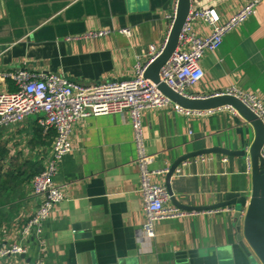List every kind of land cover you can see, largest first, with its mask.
<instances>
[{
    "label": "crops",
    "instance_id": "1",
    "mask_svg": "<svg viewBox=\"0 0 264 264\" xmlns=\"http://www.w3.org/2000/svg\"><path fill=\"white\" fill-rule=\"evenodd\" d=\"M193 1L212 8L220 21L244 5L242 0ZM174 2L0 0V71L25 69L86 84L129 80L135 66L145 64L149 47L159 50L164 45L169 28L166 16ZM123 29H129L130 36ZM194 30L200 36L210 34L202 22H196ZM96 31L106 33L86 36ZM200 66L204 76L187 89L189 95L210 96L235 87L256 95L264 105V0L224 36L215 53H204ZM5 85L14 91L10 81ZM140 120L145 154L151 158L148 169L160 172L153 181L165 189L168 185L178 204L212 207L227 194H239L248 205L253 167L246 158L257 128L244 114L219 111L185 117L171 110L148 109L140 113ZM53 138L54 131L43 130L35 116L0 127L3 172L21 183L42 171ZM69 143L72 150L60 161L54 177L64 200L43 224L44 264H260L238 243L237 206L163 220L156 224L153 238L141 237L140 176L128 112L76 121ZM211 149L244 153L189 158L166 180L178 158ZM39 201L31 194L30 180L0 192V246L20 241L18 230ZM165 205L175 207L170 196ZM244 213L241 209L239 218ZM27 246V255L8 257L2 264H33L35 243L30 239Z\"/></svg>",
    "mask_w": 264,
    "mask_h": 264
},
{
    "label": "built area",
    "instance_id": "2",
    "mask_svg": "<svg viewBox=\"0 0 264 264\" xmlns=\"http://www.w3.org/2000/svg\"><path fill=\"white\" fill-rule=\"evenodd\" d=\"M243 7L230 18L220 21L212 8L203 7L197 1L190 0L188 14L180 29L177 43L170 57L158 72L159 82L174 93L183 97L189 95L187 89L197 84L204 72L200 60L204 53H215L222 44L224 36L255 13L262 0H242ZM178 7L175 0L169 20L168 35L161 49L149 47L145 64H137L134 76L121 82L86 84L68 80L60 75L36 74L25 69L14 72L0 71V127L21 124L28 116H35L37 124L45 131L53 130L54 138L50 148V158L42 171L30 181L31 194L40 199L31 217L18 230L20 241L0 246V264L8 257H21L28 253L27 241L32 240L36 247L33 264H44L47 248L43 238V224L50 219L54 209L63 200L61 189L54 177L62 158L72 150L69 143L71 126L78 120L90 116L120 114L128 112L131 120L133 139L137 151L136 163L139 169V194L142 201L144 222L141 237H154L158 222L179 219L195 214L175 207H167L169 195L165 187L154 183L159 171H150L151 158L145 154L144 134L140 120L143 110H171L185 117L213 115L219 111H228L232 115L238 112L231 106H222L207 110L185 108L164 95L144 74L162 52L172 29ZM202 22L210 29L208 36H200L194 30V24ZM121 32L130 36L129 29ZM106 31L89 32L86 36L99 37ZM10 81L14 91H8L5 83ZM231 96L239 100L262 124L264 129V105L256 95L228 87L215 94ZM260 158L264 161V142L260 149ZM248 166L250 158H246Z\"/></svg>",
    "mask_w": 264,
    "mask_h": 264
},
{
    "label": "water",
    "instance_id": "3",
    "mask_svg": "<svg viewBox=\"0 0 264 264\" xmlns=\"http://www.w3.org/2000/svg\"><path fill=\"white\" fill-rule=\"evenodd\" d=\"M190 6V0H178V7L176 17L170 31L168 40L161 54L148 65L144 77L150 79L154 84L157 85L158 89L170 98L175 103L189 109L195 110H207L218 108L222 106H231L237 110V112L244 114L247 119L253 123L257 128V139L251 149L250 160L253 167V190L251 193L250 201L246 205V198L239 194H227L224 196L223 201L212 207H201V208H189L183 207L178 204L173 198L170 187L167 185L166 190L170 196L172 204L185 211H204V210H217L221 208H227L237 206L238 211L235 215L237 221V240L241 249L249 257H256L260 264H264V161L260 158V149L264 142V129L261 122L236 98L231 96L222 95H210L203 97H183L180 96L165 85L161 84L158 79V72L161 66L170 57L173 49L176 46L177 38L180 29L184 23V20L188 14ZM209 153H219L223 155H243V151L232 153L221 149H211L191 153L178 158L168 169L166 180L169 181L173 176L179 165L189 158L201 156ZM243 209L245 211L244 216L239 218V211ZM242 230V234H241ZM245 240L246 245L243 243ZM249 249L252 253L249 252ZM252 254V255H251ZM23 257V256H21Z\"/></svg>",
    "mask_w": 264,
    "mask_h": 264
},
{
    "label": "trees",
    "instance_id": "4",
    "mask_svg": "<svg viewBox=\"0 0 264 264\" xmlns=\"http://www.w3.org/2000/svg\"><path fill=\"white\" fill-rule=\"evenodd\" d=\"M5 155V152L3 151V149H1L0 148V157H2V156H4ZM39 172V171H38ZM37 172V173H38ZM37 173H35V174H37ZM8 173H4L3 172V167H2V165L0 164V192L2 191V190H4L5 191V188L6 187H8V186H10V185H13V186H17V185H20V184H22L25 180L26 181H31V179L33 178V176L35 175V174H31V176H29V177H27V178H25L24 180L22 179V181H21V183L20 182H16L15 180H17V178L18 177H8V175H7Z\"/></svg>",
    "mask_w": 264,
    "mask_h": 264
}]
</instances>
